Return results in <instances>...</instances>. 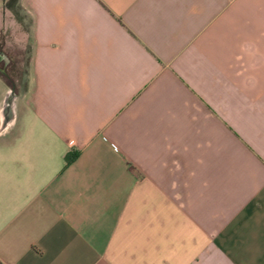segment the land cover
Listing matches in <instances>:
<instances>
[{
    "label": "crops",
    "instance_id": "0c3cea01",
    "mask_svg": "<svg viewBox=\"0 0 264 264\" xmlns=\"http://www.w3.org/2000/svg\"><path fill=\"white\" fill-rule=\"evenodd\" d=\"M0 264H264V0H0Z\"/></svg>",
    "mask_w": 264,
    "mask_h": 264
},
{
    "label": "rangeland",
    "instance_id": "374dc122",
    "mask_svg": "<svg viewBox=\"0 0 264 264\" xmlns=\"http://www.w3.org/2000/svg\"><path fill=\"white\" fill-rule=\"evenodd\" d=\"M22 18H23V16H22ZM24 19V20H23ZM22 19V21H26V19L25 18H23ZM28 21V20H27ZM12 33V32H11ZM10 49L8 48V51H9ZM22 52H23V55L25 56V58H27V54H28V52H27V49L26 48H23V50H22ZM9 53V52H8ZM18 68H20V69H23V70H26V63L24 62V63H21L19 66H18ZM12 80H14V79H12ZM22 81H25L24 79L22 80Z\"/></svg>",
    "mask_w": 264,
    "mask_h": 264
},
{
    "label": "trees",
    "instance_id": "16d2710c",
    "mask_svg": "<svg viewBox=\"0 0 264 264\" xmlns=\"http://www.w3.org/2000/svg\"><path fill=\"white\" fill-rule=\"evenodd\" d=\"M76 154H77V152H69V153H67V155H66L67 162L73 160Z\"/></svg>",
    "mask_w": 264,
    "mask_h": 264
}]
</instances>
